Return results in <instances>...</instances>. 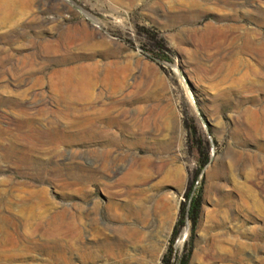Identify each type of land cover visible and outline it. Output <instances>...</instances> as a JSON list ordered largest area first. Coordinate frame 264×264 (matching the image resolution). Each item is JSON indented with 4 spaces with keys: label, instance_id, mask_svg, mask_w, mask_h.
Masks as SVG:
<instances>
[{
    "label": "rangeland",
    "instance_id": "rangeland-1",
    "mask_svg": "<svg viewBox=\"0 0 264 264\" xmlns=\"http://www.w3.org/2000/svg\"><path fill=\"white\" fill-rule=\"evenodd\" d=\"M140 30L164 42L166 62L146 58ZM75 68L87 102L59 92L70 82L58 73ZM185 122L210 161L172 261L186 245L187 264H264V0H0V264H163L196 168ZM145 158L132 189L148 191L147 225L111 220ZM121 241L123 259L101 251Z\"/></svg>",
    "mask_w": 264,
    "mask_h": 264
},
{
    "label": "bare ground",
    "instance_id": "bare-ground-1",
    "mask_svg": "<svg viewBox=\"0 0 264 264\" xmlns=\"http://www.w3.org/2000/svg\"><path fill=\"white\" fill-rule=\"evenodd\" d=\"M69 2V0H66ZM86 15V14H85ZM42 46V44H41ZM47 47V46H46ZM44 48V47H43ZM255 49V48H254ZM49 50V49H48ZM255 51V50H254ZM69 62V61H68ZM81 68V67H80ZM79 69V68H78ZM78 69H72V70H65V71H61L58 73V76L60 78H62L64 81V79L66 78L70 83H67V81L65 82V84L59 88V92L62 94H66L70 96L71 100L77 103H81V101H86L88 100V91L92 88L91 84L84 80L83 77H81V72ZM83 69V68H81ZM80 69V70H81ZM82 71V70H81ZM83 72V71H82ZM88 72V71H87ZM76 74L78 75V77H76ZM81 74V75H80ZM72 82H74V84L72 85ZM64 83V82H63ZM62 83V84H63ZM55 86V85H54ZM66 103V102H65ZM72 104V103H71ZM81 108V107H80ZM85 109V108H84ZM63 110V109H62ZM104 111V110H103ZM64 113V112H63ZM71 113V112H70ZM100 114V113H99ZM103 114V112H102ZM101 114V115H102ZM112 114V113H111ZM71 115V114H70ZM104 115V114H103ZM44 116V115H43ZM62 116V115H61ZM73 116V115H72ZM69 117V116H68ZM102 117V116H101ZM78 118V117H77ZM93 119V118H92ZM87 121V120H86ZM103 121H105V124L110 127L112 125H114V121H112L111 119H103ZM91 122V121H90ZM82 123V122H81ZM85 123V122H84ZM77 124V123H76ZM99 125V124H98ZM145 126V125H144ZM69 127V126H68ZM142 128V127H141ZM31 129V128H30ZM101 130V129H100ZM128 133V131L126 132ZM110 134V133H109ZM110 138V137H109ZM114 138V137H113ZM118 139V138H117ZM60 141V140H59ZM129 145H131L130 143H128ZM132 147V146H131ZM176 147V146H175ZM165 148V147H164ZM107 153V152H106ZM146 159V160H145ZM143 160V163L141 164L140 162L136 161L135 162V166L134 168H132L131 170H129L128 175L132 177V181L128 184L130 185V187L125 186V183H120L121 187L124 186L127 188L129 195L134 196V200H130L127 204H122V205H117V204H109L107 207V213L109 215L108 218H110L113 221H118V222H127V220L129 218H133L136 222L139 223L140 226H146L147 222L149 220L150 217V211L149 208L147 209L146 205L147 202V197H148V191L147 190H133L132 188L135 187L136 185L142 184L146 181L147 179V172L146 170L149 167H152L151 163L148 161L149 158H145ZM142 160V159H141ZM134 164V163H133ZM156 170H162L163 169V165L162 166H153ZM110 169V168H109ZM113 170V169H112ZM76 175V174H75ZM176 175V174H175ZM180 175V174H179ZM174 176V175H173ZM128 177V176H127ZM129 178V177H128ZM174 180V179H173ZM124 181V180H123ZM125 182V181H124ZM114 183V182H113ZM119 185V186H120ZM117 186V185H116ZM118 186V187H119ZM110 187V186H109ZM123 187V188H124ZM126 190V191H127ZM157 190V189H156ZM119 192V191H118ZM121 194V193H120ZM122 195V194H121ZM128 195V194H127ZM151 201V200H150ZM127 202V201H126ZM136 202L137 203V208L135 209L133 207V203ZM155 209H153L157 214H163L166 212L167 208L164 204V202L162 200H159L158 202H156L155 200ZM153 205V204H152ZM135 206V203H134ZM154 206V205H153ZM154 208V207H153ZM152 211V209H151ZM169 211V210H168ZM98 212V211H97ZM121 213V214H120ZM126 213V214H124ZM119 214V215H118ZM167 215V214H166ZM159 217V216H158ZM170 217V216H169ZM168 217V218H169ZM78 222L79 220H77L76 218H73L72 221L69 224V226L71 227V230L73 232H75L78 229ZM169 222V221H167ZM165 224V223H164ZM167 224V223H166ZM162 225V224H161ZM138 226V225H137ZM169 226V225H168ZM144 228V227H143ZM165 230V229H164ZM141 231V230H140ZM139 230H135L134 229H127V230H123L120 234L122 237L126 238L128 240V242L131 243H135V244H141L144 240L143 237V232H140ZM79 232V231H78ZM100 236V233H98ZM188 234V227L187 229H185V231L183 232V234L181 235L180 239H179V245H181L183 243V240L185 239V237ZM75 235V234H74ZM145 235V234H144ZM121 239V238H120ZM126 240V241H127ZM71 243H75L76 242V238L72 237L71 238ZM149 241V240H148ZM118 243V242H117ZM116 243V244H117ZM72 244V245H73ZM107 244V243H106ZM127 242L125 243V241H121L119 242L117 245H113L110 247V245H106L103 248V250H101L102 252H105V254H112L111 252V248L116 247L117 251H118V258L119 259H123L124 258V254H125V249L127 246ZM142 245V244H141ZM129 246V245H128ZM73 248V247H72ZM142 248V247H141ZM111 249V250H110ZM145 249V248H144ZM147 249V248H146ZM150 250V249H149ZM74 251V250H73ZM116 251V252H117ZM72 252V250H71ZM115 252V253H116ZM129 252V251H127ZM146 252V250L144 251ZM143 252V253H144ZM151 252V251H150ZM154 252V251H153ZM161 253V249L154 252L153 253V258H157V256ZM72 255V254H71ZM138 255V254H137ZM126 257V255H125ZM134 259V258H133ZM136 260V259H135ZM70 263V262H69ZM73 263V262H72Z\"/></svg>",
    "mask_w": 264,
    "mask_h": 264
},
{
    "label": "trees",
    "instance_id": "trees-1",
    "mask_svg": "<svg viewBox=\"0 0 264 264\" xmlns=\"http://www.w3.org/2000/svg\"><path fill=\"white\" fill-rule=\"evenodd\" d=\"M141 35L145 41L147 50L145 51L146 58L153 62H166L167 55L170 51L164 45V42L156 35L146 31L140 30ZM185 129L187 132V143L190 153L196 161V168L192 171L183 194V203L179 207L177 221L173 228L171 239L169 241V248L167 255L163 259V264H187L188 250L185 245L181 255L173 262V245L177 239L181 229L185 226L186 222L189 223L190 231L192 232L197 221L199 211V198L196 195L195 184L209 161L210 146L206 140L201 139L196 129L185 122Z\"/></svg>",
    "mask_w": 264,
    "mask_h": 264
},
{
    "label": "water",
    "instance_id": "water-1",
    "mask_svg": "<svg viewBox=\"0 0 264 264\" xmlns=\"http://www.w3.org/2000/svg\"><path fill=\"white\" fill-rule=\"evenodd\" d=\"M209 161H210V159H209Z\"/></svg>",
    "mask_w": 264,
    "mask_h": 264
}]
</instances>
